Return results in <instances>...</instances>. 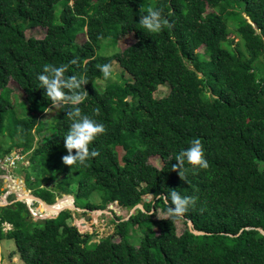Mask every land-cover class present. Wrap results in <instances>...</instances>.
<instances>
[{
    "label": "trees",
    "instance_id": "16d2710c",
    "mask_svg": "<svg viewBox=\"0 0 264 264\" xmlns=\"http://www.w3.org/2000/svg\"><path fill=\"white\" fill-rule=\"evenodd\" d=\"M149 7L162 9L172 26L147 34L139 20ZM35 28L45 29L42 39L27 36ZM130 34L135 43L121 51L119 41ZM74 58L78 63L69 64ZM106 63L129 78H110L102 88L97 65ZM46 64H69L66 76L89 81L79 107L105 132L89 145L99 155L86 167L62 162L68 109L41 119L53 107L38 80ZM11 81L24 102L13 99ZM161 87L169 92L158 98ZM3 136L11 144L0 159L16 150L27 155L24 167L45 203L57 206L56 194H65L89 212L144 207L123 221L113 212L120 240L94 243L69 223L70 210L34 221L26 203L0 208V241L13 240L11 256L23 264H264V0H0ZM195 138L209 167L193 171L186 162L183 181L172 165ZM55 179L54 188L45 187ZM24 180L32 183L29 174ZM172 189L198 197L179 220L193 228L181 235L178 221L157 219L166 208L156 196ZM4 223L14 229L4 232ZM136 229L144 231L139 240L136 231L129 235Z\"/></svg>",
    "mask_w": 264,
    "mask_h": 264
},
{
    "label": "clouds",
    "instance_id": "9594fccd",
    "mask_svg": "<svg viewBox=\"0 0 264 264\" xmlns=\"http://www.w3.org/2000/svg\"><path fill=\"white\" fill-rule=\"evenodd\" d=\"M143 10H141L142 12ZM139 24L147 34H156L165 27H171L169 20L162 16V9L149 7L146 14H141ZM78 58L69 61V64L76 65ZM87 63V61H85ZM69 64L55 66L46 64L42 74L38 76L40 88L46 89L45 96L54 108H67V117L72 121L71 127L64 138V146L68 154L62 157V162L72 168L73 166H87V161L97 157L99 152L90 151L89 145L95 140L97 135L105 132L102 124L96 123L87 115L81 112V105L87 98L88 92L84 85L89 81L76 75L66 76ZM105 80L112 78L113 68L110 63L97 65ZM98 114V110H97ZM73 150L75 154L73 155ZM176 164L172 165V170L177 171L181 180L186 181L185 163L191 166L193 171L197 169H207L208 161L204 158V148L199 138L190 142V146L181 150L175 157ZM156 199L161 201L166 208L165 215L160 219H167L175 223L185 217L190 206L194 207L198 197L181 196L176 189H172L166 195H157Z\"/></svg>",
    "mask_w": 264,
    "mask_h": 264
},
{
    "label": "rangeland",
    "instance_id": "374dc122",
    "mask_svg": "<svg viewBox=\"0 0 264 264\" xmlns=\"http://www.w3.org/2000/svg\"><path fill=\"white\" fill-rule=\"evenodd\" d=\"M45 29L43 28H35V29H31L29 31H27V36L28 37H35L38 39H42L45 36ZM84 36H80L78 37V43H82L84 40ZM239 41V39H236V42ZM135 43V37L134 34H130L128 36H126L124 39H121L118 43L119 45V49L121 51H124L126 48L130 47L131 45H133ZM109 51H113V46H108ZM101 53L103 54H108L109 52L107 51H102ZM124 77V79H128L129 75L124 73L123 69L117 64L115 63L113 66V73H112V81L114 83H121V78L120 77ZM100 86L102 88H106V86L109 84V82L107 80H103L99 82ZM9 87L13 90L14 95L12 96L13 99L17 100L18 102H24L25 101V94L24 92L19 88V86L14 82L11 81ZM169 92V88L167 87H161L158 92L156 93V97L161 98L164 97L165 95H167ZM59 109V108H58ZM57 108L51 107L45 114L44 116L41 118L42 120L44 118H50V117H54L55 114H57ZM18 113H22L21 108H17ZM51 123V121H49V124ZM52 125H48L47 126V135H50L52 133V131L50 130ZM46 135V136H47ZM45 136V133H44ZM48 138V136H47ZM38 139H41V136L38 135ZM11 142H10V137L6 136V137H0V157L4 154L5 150L10 146ZM121 152V150H119ZM13 152H19V151H13ZM150 163L153 164L155 167L161 168L163 163L160 160L159 157H153L150 160ZM0 173L3 175L1 176H7L6 178L8 179L3 180L0 176V204L4 203V206L1 208H5L6 206H8L6 204V201H3L4 196L7 194L6 192L11 190V185L13 183V181H17V179H24L27 174L30 175L31 177V181L32 183L29 184V186L26 185L29 193L35 197H37L35 195V184L34 182V178H35V174L32 173L31 168H25L23 164L19 165L14 171H2L0 170ZM33 174V175H32ZM8 176H12V181L11 183ZM58 182L57 179L53 180L52 182H48L45 187L46 188H54V185ZM5 183H8V187L9 189H5ZM22 184V183H21ZM21 185H16V187H20ZM15 186H13V189H16ZM76 189V188H75ZM75 191V190H74ZM9 193V192H8ZM15 195L17 196V194L15 193ZM16 196L11 195L8 196L6 198L8 203L14 202L16 201ZM18 197V196H17ZM57 200L59 202V206H63L61 204L60 201H63L66 197H70L69 195H65V194H56ZM19 198V197H18ZM152 200V196H145L144 197V202H150ZM94 201L98 202V196H95ZM73 202V201H72ZM25 203V201L23 202ZM63 203V202H62ZM140 205H143L140 204ZM69 207L72 208V204H68ZM35 209H38V203H36L35 207H33ZM62 210V209H61ZM68 211V210H65ZM41 212V211H39ZM70 212H72V216L73 219L69 221V223L71 225L77 226L80 233L82 234H89L92 236V240L90 241L91 243L97 242L100 239L103 238H107L109 236H113V239L118 242L120 240V237L118 235L115 234V224L113 222V220L115 219L113 212L115 213L116 217H120L123 220H128L129 216L131 215V213H134V210H127V209H122L118 206V204H114V205H110L108 207L107 210H105L104 213L101 212H89V211H84V212H79L77 210H70ZM109 212V213H107ZM136 212V211H135ZM41 216L37 215L38 217H45V214L43 213H39ZM56 215V214H55ZM164 213H162L161 211L158 212V216L157 219L160 220V218L164 217ZM53 216V215H51ZM81 222H84L85 225V229L81 228ZM8 223H4L2 225L3 231L4 229L6 231L4 232H8V231H12L14 229V227H10L9 225H7ZM177 225V231L178 234L181 235L187 228H191L189 222L186 223L185 221H178L176 223ZM153 230L155 232H159L158 229L153 228ZM136 231V232H135ZM135 232L134 234V239L136 240L138 238V240L140 239V237L142 235H144V231L140 230V229H136V230H131L129 232V235L131 236V234ZM138 242V241H137ZM1 244H2V251H3V263L2 264H23L20 259H13L12 256H9L8 253H12L15 251V243L13 240H9L6 239V237H3V239L1 240ZM19 258V257H18Z\"/></svg>",
    "mask_w": 264,
    "mask_h": 264
},
{
    "label": "water",
    "instance_id": "95a60500",
    "mask_svg": "<svg viewBox=\"0 0 264 264\" xmlns=\"http://www.w3.org/2000/svg\"><path fill=\"white\" fill-rule=\"evenodd\" d=\"M17 181L19 182H21L22 183V185H23V188H24V191L26 192V193H29V191H28V189H27V187H26V181L24 180V179H17ZM9 183H11V181L9 182ZM5 189H9V187H8V183H5ZM8 192H10V191H8ZM8 192H6L7 194L4 196V199H3V201H6V204L7 205H9V203L7 202V200H6V198L8 197ZM30 194V193H29ZM13 195V194H12ZM14 196H16L15 194H14ZM72 199H73V206H72V208L71 207H67V208H64V209H62V210H60L55 216H50V217H38V216H36L35 215V208H33V207H35V205H36V203H37V201H39L38 202V207H39V209L40 208H42V204H45L46 206H48L49 208H51V207H53L55 204H53V205H50V204H47V203H45L42 199H40V198H38V197H35V196H33V195H31V198H33V200L34 201H29V200H27V201H25V203L27 204V206L30 208V213H31V216H32V219L34 220V221H39V220H45V219H56V218H58L59 216H60V214L63 212V211H65V210H77V211H79V212H84L85 210H83V209H79V208H77L76 207V205H75V198L74 197H72V196H70ZM16 198H17V201H15V202H21V203H23L24 201H22V200H19V198L16 196ZM58 202V201H57ZM137 209H141V210H144V207H143V205H138V206H136L133 210H134V212L137 210ZM95 212H101V213H104L105 211H94L93 213H95ZM107 213H109V212H107ZM131 214H133V212L131 213ZM129 218H130V216H129ZM128 218V219H129ZM189 224H190V226H191V228H193V223L192 222H189ZM195 234H197V235H201V234H203V233H200V232H197V231H193ZM263 234H264V231H261ZM0 248H1V246H0Z\"/></svg>",
    "mask_w": 264,
    "mask_h": 264
},
{
    "label": "built area",
    "instance_id": "2783aa9c",
    "mask_svg": "<svg viewBox=\"0 0 264 264\" xmlns=\"http://www.w3.org/2000/svg\"><path fill=\"white\" fill-rule=\"evenodd\" d=\"M23 164L24 166H29L30 162L27 158V155H24L20 152H12L10 155L6 156L3 159H0V170L8 172V171H14L19 165ZM7 176H1L3 180H8L6 178ZM9 180L12 181V176H8ZM112 206V205H111ZM10 227L12 224H7ZM4 231H6L4 229ZM9 232V231H8Z\"/></svg>",
    "mask_w": 264,
    "mask_h": 264
},
{
    "label": "crops",
    "instance_id": "0c3cea01",
    "mask_svg": "<svg viewBox=\"0 0 264 264\" xmlns=\"http://www.w3.org/2000/svg\"><path fill=\"white\" fill-rule=\"evenodd\" d=\"M1 175H3V173H2V174L0 173V176H1ZM18 184L21 185V186H23V185L21 184L20 181H19V182H18V181H13V183H12V185H11V186H12L11 188L13 189V186H16V185H18ZM12 189L10 190L9 194H15L14 192H12ZM25 193H26V192H25ZM16 194H17V193H16ZM28 195L31 196V194H29V193H28ZM17 196H18V195H17ZM19 200H20V198H19ZM70 200H71V199H69V200H65V202H64L63 204H67L68 201H70ZM63 204H62V205H63ZM44 205H45V204H44ZM59 205H60V204H59ZM59 205H57V206H59ZM3 206H4V203L0 204V208L3 207ZM57 206H53V207H57ZM43 208H44V207H43ZM44 210H45V208H44ZM39 211H41V212H39ZM39 213H42V214H43V209H42V208H40V209L38 208V209L35 210V215L37 214V215L41 216ZM37 215H36V216H37ZM45 217H46V216H45ZM0 246H1V248H0V264H2L4 261H3V251H2V244H1V241H0ZM8 254H9V256H11L12 253H8ZM13 259H19V258H18V255H14V256H13Z\"/></svg>",
    "mask_w": 264,
    "mask_h": 264
},
{
    "label": "bare ground",
    "instance_id": "6f19581e",
    "mask_svg": "<svg viewBox=\"0 0 264 264\" xmlns=\"http://www.w3.org/2000/svg\"><path fill=\"white\" fill-rule=\"evenodd\" d=\"M20 188H22V186L16 187V189H12V188L11 189H12V192L17 193L18 189H20ZM70 203L73 204L72 200L68 201L67 204H63V206H57V207H51V208H49L48 206L42 204V209L45 208V210H46L47 213L53 214L55 216V214H57L61 209H64V208L69 207L68 204H70ZM80 224H81V228L82 229H85V225L86 224L84 225V222H81Z\"/></svg>",
    "mask_w": 264,
    "mask_h": 264
},
{
    "label": "flooded vegetation",
    "instance_id": "af4514ba",
    "mask_svg": "<svg viewBox=\"0 0 264 264\" xmlns=\"http://www.w3.org/2000/svg\"><path fill=\"white\" fill-rule=\"evenodd\" d=\"M11 195H12V194H8V196H11ZM17 195H18V197L20 198V200H22V201H27V200H29V201H34L33 198H31L30 195H28L27 193H25L23 186H22V188L18 189V191H17ZM16 201H17V199H16ZM38 202H39V201H37V203H38ZM15 203H16V202L14 201V202L9 203V205H12V204H15ZM45 212H46V210H45Z\"/></svg>",
    "mask_w": 264,
    "mask_h": 264
}]
</instances>
